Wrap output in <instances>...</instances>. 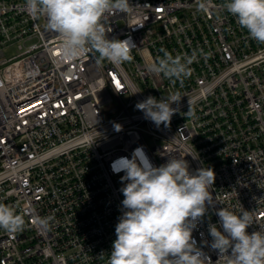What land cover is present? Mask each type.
<instances>
[{"label":"built area","instance_id":"obj_1","mask_svg":"<svg viewBox=\"0 0 264 264\" xmlns=\"http://www.w3.org/2000/svg\"><path fill=\"white\" fill-rule=\"evenodd\" d=\"M26 3L0 0V203L25 221L0 228V264H107L123 198L111 162L137 146L157 166L169 154L190 171L213 169L215 203L192 235L205 264H225L201 243L215 210L251 211L248 232L264 224V43L224 0H207L206 11L198 0H129L105 27L108 38L131 40L130 59L98 65L91 49L64 57L58 34ZM163 50L194 54L189 74L147 71ZM173 93L181 98L167 127L134 107Z\"/></svg>","mask_w":264,"mask_h":264},{"label":"clouds","instance_id":"obj_2","mask_svg":"<svg viewBox=\"0 0 264 264\" xmlns=\"http://www.w3.org/2000/svg\"><path fill=\"white\" fill-rule=\"evenodd\" d=\"M197 7L206 11L207 0H198ZM224 7L251 38L264 43V0H224ZM128 8L129 0H27L26 3L29 15L43 16L45 27L58 34L64 57L76 59L91 49L98 53V65L104 59L117 65L130 59L134 46L131 40L108 38L105 27L110 16L126 13ZM194 58V54L183 59L173 57L163 50V56L148 64L147 71L180 79L189 74L188 65ZM180 98L176 93L159 99L148 95L134 107L142 110L144 118L157 127L161 123L167 127L177 111L173 102L178 103ZM114 128L118 131L121 125L115 123ZM167 155V160L157 166L143 146H137L130 157L120 156L111 162L114 172L123 173L119 177L123 182L120 187L123 198L107 264H205L208 257L192 232L208 210L207 205L215 203L209 191L215 173L205 166L190 171L184 156ZM215 211L219 220L207 225L211 240L201 243L217 250L225 264H264V224L248 232L247 227L256 222L251 211L242 206L238 213L225 206ZM24 223L23 215L0 203V228L17 231Z\"/></svg>","mask_w":264,"mask_h":264},{"label":"rangeland","instance_id":"obj_3","mask_svg":"<svg viewBox=\"0 0 264 264\" xmlns=\"http://www.w3.org/2000/svg\"><path fill=\"white\" fill-rule=\"evenodd\" d=\"M6 53H9V51L7 50Z\"/></svg>","mask_w":264,"mask_h":264}]
</instances>
